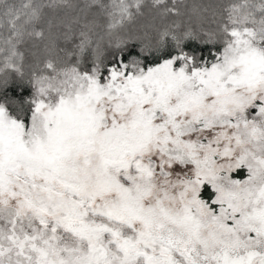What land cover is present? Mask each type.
<instances>
[{
	"label": "snow or ice",
	"instance_id": "6c2138e0",
	"mask_svg": "<svg viewBox=\"0 0 264 264\" xmlns=\"http://www.w3.org/2000/svg\"><path fill=\"white\" fill-rule=\"evenodd\" d=\"M0 264H264V0H0Z\"/></svg>",
	"mask_w": 264,
	"mask_h": 264
},
{
	"label": "trees",
	"instance_id": "16d2710c",
	"mask_svg": "<svg viewBox=\"0 0 264 264\" xmlns=\"http://www.w3.org/2000/svg\"><path fill=\"white\" fill-rule=\"evenodd\" d=\"M202 2V0H188V3Z\"/></svg>",
	"mask_w": 264,
	"mask_h": 264
}]
</instances>
